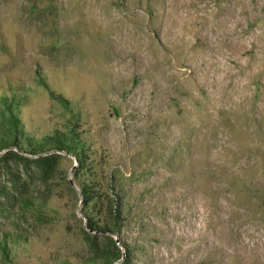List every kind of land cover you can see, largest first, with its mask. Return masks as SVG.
I'll return each mask as SVG.
<instances>
[{"label": "rangeland", "instance_id": "rangeland-1", "mask_svg": "<svg viewBox=\"0 0 264 264\" xmlns=\"http://www.w3.org/2000/svg\"><path fill=\"white\" fill-rule=\"evenodd\" d=\"M2 99L86 153L0 152V264H264V0H0Z\"/></svg>", "mask_w": 264, "mask_h": 264}, {"label": "trees", "instance_id": "trees-1", "mask_svg": "<svg viewBox=\"0 0 264 264\" xmlns=\"http://www.w3.org/2000/svg\"><path fill=\"white\" fill-rule=\"evenodd\" d=\"M17 105L18 102L16 100L11 102H8L7 99L0 100V152L8 150L10 147H16L33 156H41L52 152H66L75 156L80 163H83L86 150L85 143L81 142L79 139V134L75 133L73 130L64 134L55 132L50 136L44 137L42 140L34 142L23 132V124L16 111ZM1 106L3 108H1ZM13 155L18 156L16 152L9 151L5 160L11 158ZM46 160L49 159H42V161ZM91 190V187L84 185L83 202L86 205L95 199V197L92 196ZM89 208H91V211L96 212L95 214L86 213L90 231L96 234V237H106L103 236V233L109 232L112 227H115L116 222H113L112 219H117V214L120 213V209H114L113 205L106 208L105 210L110 215V220H108L104 218V216H101L103 212L100 206L95 205ZM111 242L114 244L113 240H111ZM3 255L5 256V253H3ZM99 258L103 264H113L121 259V256L118 252H112L108 248H102Z\"/></svg>", "mask_w": 264, "mask_h": 264}]
</instances>
